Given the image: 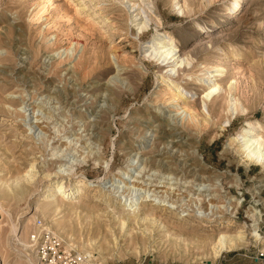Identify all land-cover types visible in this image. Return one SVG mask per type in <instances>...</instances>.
I'll return each mask as SVG.
<instances>
[{
	"label": "rangeland",
	"instance_id": "rangeland-1",
	"mask_svg": "<svg viewBox=\"0 0 264 264\" xmlns=\"http://www.w3.org/2000/svg\"><path fill=\"white\" fill-rule=\"evenodd\" d=\"M97 2L107 24L81 12L80 0H0V179L33 162L37 174L27 204L0 212V264L32 259L14 243L13 226L28 243L37 217L99 264H264V172L231 144L249 122L258 121L264 137V0H246L237 19L227 10L233 0H187L184 19L171 0H152L160 32L193 59L179 80L199 75V65L224 69L221 97L206 112L204 88L184 84L200 95L189 104L198 118L169 102L158 79L164 69L144 58L154 29L138 35L119 0ZM213 27L222 29L204 34ZM230 83L248 115L224 110ZM48 173L88 183L67 217L68 234L42 214L27 218ZM124 180L137 181L140 192ZM130 202L139 215L154 209L159 224L131 221L122 230L112 216ZM220 233L243 234L247 245L216 256Z\"/></svg>",
	"mask_w": 264,
	"mask_h": 264
},
{
	"label": "bare ground",
	"instance_id": "bare-ground-1",
	"mask_svg": "<svg viewBox=\"0 0 264 264\" xmlns=\"http://www.w3.org/2000/svg\"><path fill=\"white\" fill-rule=\"evenodd\" d=\"M97 1L98 0H80L79 5L81 6V12L86 11L87 13H89L90 11H92L91 13H89V16L91 18H94L95 20H99V23L105 24L106 20L104 19V16L98 13V11L95 10L96 8H94L97 6V3H99ZM119 3L128 12L132 27L136 28V30L138 31V35H143L150 29H154L152 40H149L150 42H147L144 44V46H142V52L145 55L144 58L156 62L157 65L164 69V72L160 74V77L158 79L160 81V84L164 85L165 95L169 96V102L174 107L178 108V111L184 109V113L193 114L196 118H198L199 116L197 112L191 110L189 104H191V102L195 100L196 97H200V95H202L201 107L203 108L204 112H206V110L209 109V105H213V103L221 97L223 87L219 83V79L222 77V73L224 72L222 65L217 64L216 66L211 68L210 71H208L209 67L207 69V67H202L201 65H199V69L201 70L199 75L197 73L196 75L183 74V80H179L181 79L180 71L191 69L193 59L192 57L190 58L189 56H186V54L183 55L181 53V51L178 49V43L172 35H170L169 33L160 32L159 28L161 27V22L160 19L155 15V6L152 0H119ZM171 4L172 9L174 8L173 10L176 12V14H178L180 18L184 19L191 13L187 0H171ZM245 4L246 0H233V2L227 7V10L228 12L233 10V12L236 13L235 15L232 13L230 17L232 19H237ZM220 29H222V27H220ZM202 30L204 34H212L219 31L217 30V27L202 28ZM205 69H207V71ZM194 81H197L200 86L204 88L202 94H195V91H188L184 87L185 83ZM234 90L235 84L230 83L228 92L226 94L227 98L225 100L224 110L226 111L227 115L233 117H237L239 114L248 115V107L244 106L240 99L234 96ZM179 114L180 113H177V115ZM203 121L205 123H208V120ZM247 125V128H245L240 135L231 140V144H237V153H239V155L242 157L245 165H259L262 167L264 172V137L261 132V124L258 121H255L249 122ZM5 150L10 151V149H8L7 147ZM151 162L153 163L152 160L150 161V163ZM15 168L17 172L12 174V171ZM15 168H9L8 180L0 179V212L3 215L7 214V210L4 209L5 205L9 206L10 203H13L14 206L21 207L22 205L27 204L26 197L29 193L30 185L35 182L36 179V164L34 162L33 164H30V170L26 172H21L19 170V167ZM44 179H47L46 182H48L49 184L43 190V194L41 195L40 199L37 200L35 207L31 208L27 218L28 220L35 219L38 213L42 214L43 218L45 219L51 218L52 221H54V226L58 230L68 234L67 231L69 230V225L66 221L68 219L67 217L78 210V207L74 205V201L83 195V189L88 183L85 179H80L73 185H69L64 181L65 179L58 176L57 173H48L45 175ZM124 184L128 187V189L130 185V191L131 189H133L140 192V190H138L139 184L137 181L132 180L128 184L127 181L124 180ZM140 198L143 199L141 205L143 203H147V197L142 196ZM132 204L133 203L130 202V206H128V209L127 206L124 205V214H122L121 217H116L115 215L112 216L113 220H118V225H120L122 230H124L126 225L131 221L137 224H143L146 222L159 224L160 220L156 217L154 209L142 210L140 211L139 215L137 213V209L133 211L134 206H137L138 204H135L133 206ZM83 207L87 208L90 206L88 205V203H85L83 204L82 208ZM33 212L34 214L30 217ZM89 218L91 219V216ZM208 223H215V221L210 220L208 221ZM230 223L229 225L232 224ZM147 231L149 233V230H146V232ZM13 235L14 243L16 245L21 246L24 249H30L29 242L27 243L26 241L24 242L21 240V229H19L17 226H13ZM206 236H208V234ZM245 237L246 236H243V234L234 236L231 234L220 233L215 240L213 253L216 256H219L221 253L240 249L247 245L245 242ZM209 239V236L206 237L202 240V243L208 244L207 241H209ZM94 243L96 244L95 241L89 243L86 242V244L84 243V245H86V248H93L92 246L94 245ZM105 243L107 244V241ZM99 249L103 250L104 247L100 246ZM136 254H139V252L137 251ZM26 259L28 264H34L33 258L31 259L29 255Z\"/></svg>",
	"mask_w": 264,
	"mask_h": 264
},
{
	"label": "built area",
	"instance_id": "built-area-1",
	"mask_svg": "<svg viewBox=\"0 0 264 264\" xmlns=\"http://www.w3.org/2000/svg\"><path fill=\"white\" fill-rule=\"evenodd\" d=\"M34 264H99L90 251H81L36 218L28 239Z\"/></svg>",
	"mask_w": 264,
	"mask_h": 264
}]
</instances>
